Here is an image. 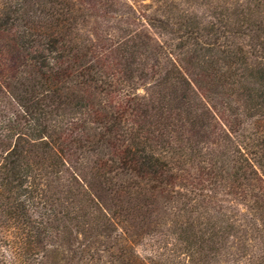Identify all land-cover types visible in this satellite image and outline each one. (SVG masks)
I'll use <instances>...</instances> for the list:
<instances>
[{
  "label": "trees",
  "instance_id": "trees-1",
  "mask_svg": "<svg viewBox=\"0 0 264 264\" xmlns=\"http://www.w3.org/2000/svg\"><path fill=\"white\" fill-rule=\"evenodd\" d=\"M148 5L1 0L9 264H264V0Z\"/></svg>",
  "mask_w": 264,
  "mask_h": 264
},
{
  "label": "rangeland",
  "instance_id": "rangeland-1",
  "mask_svg": "<svg viewBox=\"0 0 264 264\" xmlns=\"http://www.w3.org/2000/svg\"><path fill=\"white\" fill-rule=\"evenodd\" d=\"M90 1V0H89ZM133 2H135V4H136V8H137V13H141V14H144V13H147V14H150V13H152L153 12V8L151 9V7H150V5H148V4H150V0H132ZM0 2H1V0H0ZM193 9V8H192ZM194 9H196V10H199V8H197V6L194 8ZM205 9L204 8H200V11L203 13V11H204ZM142 22H140L139 24H141ZM142 26V25H141ZM160 37V39H166L165 37H167V35L166 36H159ZM140 92H145V90H143V88H141L140 89ZM232 117L230 116V119H231ZM249 119V118H248ZM248 121H251V120H248ZM210 123L211 122H208V124H209V126H210ZM260 123H263V128H264V121H261ZM259 122H258V125L260 124ZM216 128H218V129H220V130H222L223 131V129H221V127H220V125H218V122L217 121H213L212 122V125L210 126V128H208L209 130H212V136L214 135H217L216 133L215 134H213L214 133V130L216 129ZM212 136H210V138H209V140L212 138ZM218 136V135H217ZM208 140V141H209ZM151 247L149 246V241H148V239L146 238V239H144V240H142L141 242H140V244H138V250H139V252L140 253H142V254H144V255H146V254H148L149 253V249H150ZM2 252L1 253H3V251H6L7 252V254H6V256H4V255H2V257H0V264H9V262H8V254H9V252H8V250H5V249H2L1 250ZM2 261H5V262H2Z\"/></svg>",
  "mask_w": 264,
  "mask_h": 264
}]
</instances>
